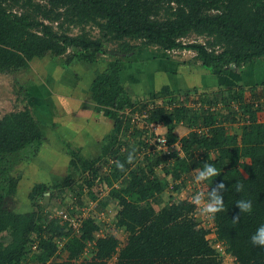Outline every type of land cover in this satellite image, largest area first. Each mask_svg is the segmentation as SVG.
I'll return each instance as SVG.
<instances>
[{"label":"trees","instance_id":"obj_1","mask_svg":"<svg viewBox=\"0 0 264 264\" xmlns=\"http://www.w3.org/2000/svg\"><path fill=\"white\" fill-rule=\"evenodd\" d=\"M5 1L0 0V72L14 74L16 78L18 72L29 69L33 58H41L49 51L59 58L63 67L105 57L106 66L95 72L89 89L96 102L95 110H102L111 118L113 128L105 135L97 157H84L78 149L66 144L70 159L64 179L34 183L26 194L31 208L19 211L7 203L18 192L19 164L37 154L44 138L29 108L0 117V232L8 231L7 242L0 241V264H44L56 251L53 235L66 237L63 251L69 260L79 255L87 241H92L93 258L98 262L114 255L116 264H222L217 259V249L206 237L207 229L195 227L188 217L192 204L185 200L172 201L155 210L150 200L161 202L159 194L163 185L158 177L149 178L143 169L139 173L131 172V178H120L122 187L109 192L118 199V223L127 232L126 242L120 247L111 234L94 237L98 225L89 217L82 222L79 234H71L57 218L47 219L46 212L41 214L40 199L47 191L53 193L52 190L70 186L79 176L89 183L83 172L95 174L98 171L95 162L100 158L115 154L125 169L129 167L126 156L132 151V143L124 136L131 122L123 109L131 106L132 110H147L149 119L162 122L170 141L177 138L173 132L177 123L191 128L180 138L183 156L169 152L151 161L144 156L147 165L149 161L151 167L166 163V173H171L173 180L180 179L190 169L203 168L206 163L214 165L220 175L205 181L208 190L221 181L226 186L224 210L215 215L216 238L223 242L224 250L235 257L237 264H264V248L253 246L250 241L252 234L264 224V121L257 120L258 106L253 107L252 102L243 99L244 84L238 81L211 91L163 84L143 93L135 104L133 91L121 79L122 60L139 54L138 44L129 41L135 39L144 48L158 46L160 49L154 52L144 49L156 56L170 57L165 51L174 48L194 50L198 61L187 60L188 64L214 74L242 71L258 63V59L264 58V0H49L55 3L54 7L63 8L64 14L82 21L105 19L101 26L125 40L120 49H108L99 39L58 33L31 14L8 9ZM162 1L174 4L170 19L152 17L154 4ZM34 5L46 18L53 12L52 7ZM191 30L206 32L214 41L209 45L183 42L182 36ZM258 85L264 86V80L248 89ZM180 96L194 97L204 109L198 111L180 103ZM217 103H221L224 112L211 109ZM243 113L247 117H242L240 134L228 133L225 123L239 121L238 115ZM195 119H201L199 125L207 130L194 128ZM121 144L125 146L123 151ZM14 169L19 171L13 174ZM113 170L114 173L105 176L106 180L112 175L117 179L124 172L116 166ZM238 183L243 185L240 192L236 191ZM183 184L182 178L174 184V189ZM241 199L251 200L253 210L241 215L239 223L233 225L232 218L239 212L236 201ZM98 203L101 209L103 203ZM32 234L38 238L34 250Z\"/></svg>","mask_w":264,"mask_h":264},{"label":"crops","instance_id":"obj_2","mask_svg":"<svg viewBox=\"0 0 264 264\" xmlns=\"http://www.w3.org/2000/svg\"><path fill=\"white\" fill-rule=\"evenodd\" d=\"M137 52L139 54L127 57L121 62V79L133 91L132 98L135 104L142 98L143 93L158 89L163 84H169L171 88L195 86L199 90L211 91L239 81L244 84L241 92L243 99L252 102L253 106H258L257 120L264 121V86L258 85L255 89H248L251 85L264 80V58L258 59V63L246 66L242 71L214 74L198 66L189 65L187 60L174 56L168 57L163 54L156 56L144 49ZM105 66L106 58L103 57L94 62L76 61L63 67L59 58L49 51L41 58H33L29 69L16 74L18 78L21 77L27 108L39 122L44 138L37 154L31 160L20 164L18 190H24L27 194L34 183L63 180L68 172L70 159L66 144L78 149L84 157L94 158L99 155L105 135L113 128V120L103 114L102 110H95L96 102L89 87L95 72L103 70ZM184 103L194 110L199 111L203 108L194 97ZM220 107L221 105L217 103L211 106V109L224 112L225 110L219 109ZM241 123L226 122V131L240 134ZM131 124L124 137L131 140V143L132 139L137 137L142 143L140 130ZM190 129L179 122L173 132L177 136L176 139L180 140ZM166 130V126L157 128L161 134H165ZM140 145L137 146L138 149ZM130 147L132 148V145ZM177 154L183 156V151ZM193 172L194 170H189L181 175L184 183L193 176ZM158 177L160 179L161 176ZM159 196L162 202L164 196L161 193ZM108 217L103 215L96 220L98 227L94 235L98 230L105 229L103 231L106 233L103 234L101 231V236L111 234L117 239L113 231L107 233Z\"/></svg>","mask_w":264,"mask_h":264},{"label":"rangeland","instance_id":"obj_3","mask_svg":"<svg viewBox=\"0 0 264 264\" xmlns=\"http://www.w3.org/2000/svg\"><path fill=\"white\" fill-rule=\"evenodd\" d=\"M34 4H38L43 8L52 7L53 12L51 13L50 17L46 18L40 12H37L35 10ZM53 5H55V3L52 4V2H49V0H29V1L27 0H6L5 1V6L8 9H15V11H19L20 13H23V14H27V13L31 14L34 17V19L43 20L46 23L50 24L51 28L58 33H67L72 36L79 35V36H84L88 38L99 39L103 42L104 45H106V48L108 49H120L122 47L121 45L124 44L125 40L123 38L117 37L114 32H110L106 28L101 26L105 22V19L96 18L95 20L90 19L87 21L85 20L82 21L77 16H71L70 14H64L62 12L63 8H60V7L57 8V7H54ZM154 6L155 8L152 9V17L154 19H157V20L170 19L173 16L172 11L174 9L172 6H174V4L171 5L167 3L166 1H162L159 3H155ZM55 13H57V15H55ZM181 39L185 43L194 41V42H205L207 45H209V42L211 43L212 41H214V38L210 36L208 33L206 32L199 33L198 31H194V30H191L187 32L186 34H184ZM129 41L136 42V44H138L139 46L138 49H147L151 52L158 51L160 49L158 46H155V45H149L148 47L144 48V46L141 45L142 44L141 41L136 40V39L129 40ZM168 54L170 56H174L175 58H179V59H184L188 61L190 60L192 62L198 61L195 51L191 49H187V48H174V51H171ZM20 78H18L17 76L15 78L14 74L0 72V117L3 116L7 112L18 111V110H22L28 107L24 100L26 95L23 93V86L21 87L22 83L20 81ZM254 106H257V105H254ZM245 116L247 117V115L244 113L239 114L238 115V118L240 119L239 121L242 122V117H245ZM200 120L201 119H197L196 120L197 125H194V128H196L197 130H201V129L203 130V127L199 125ZM162 126H165V125L161 123L159 126H157L154 129L155 132H158L157 128L162 127ZM167 132L168 130H166L165 134H161V132L159 133L161 135L168 136ZM132 141H133L131 144L132 150L134 148L136 150L135 151L136 153L140 150L137 148V146H139L141 142L137 140V137L134 140L132 139ZM164 153H167V152H164V151H161V153L157 151L151 152V155L149 156L150 161H151V158L153 159ZM169 160H170L169 161V165H170L172 160L171 159ZM159 163L162 164L161 168L154 169L155 166L154 167H151L150 165L147 166L150 174H153V175L157 174L158 176H161L160 180L163 185V190L161 194L164 196V199L162 198V202L160 204H157L153 200H150L153 203V206L156 211L160 210L163 206L168 205L172 201H179V200L187 201L186 198L188 199L189 197H192V195H194L195 193L199 191H204L203 188L205 189L208 188V184L205 181L202 184L194 183L193 176L195 172H193L192 173L193 176L189 178L190 180L188 179V181L187 180L185 181L182 188L174 189V184L180 183V180L182 179V177L180 176V179L173 180L171 177V173H166V170H165L166 163H163V162H159ZM19 167H20V164H19ZM195 169L197 168L190 169V170H195ZM12 171H13L12 173L14 174L19 170L14 169ZM112 171L114 173V170ZM139 172L140 171L138 170L137 173ZM127 174H129L128 177L131 178V173L126 172L125 176ZM117 179H120V177L118 176ZM117 179H115L112 175L109 180L108 179L106 180L108 184L112 185L109 192H111L113 189H116V188L120 189L122 187L119 185L120 183H118L117 186L114 185V183L117 182L116 181ZM52 191L53 193H51L50 191H47L44 197L43 198L41 197L40 199L41 204L43 205V209L41 212L42 215H45L44 214L45 212L46 213L51 212L53 214V213H56L58 209L67 208L68 203H71L72 201H75V202L77 201L79 204H84V203H89L90 200L95 199L92 196L93 194H91L90 192H84L78 187H76V190H75L72 185L71 186L68 185L63 189L57 188L56 190H52ZM171 194L173 197L169 196ZM180 197H183L184 199H180ZM99 201L103 203L102 208L108 207L110 209V212L108 211V214H107L109 216L107 220V224H109V226L106 227V230H107V233L110 231L114 232V235H116L117 240L119 242L118 246L120 247L126 242L127 232L124 229V226L118 223L117 214H118V208L120 206L118 199L117 197H113L111 194L108 193L107 195H105V197L101 198ZM7 203H8V206L16 210H19V211L27 210L29 207L31 208L30 204L28 203V198L24 190L22 191L18 190L14 198H10V200H8ZM98 205H100V203H98ZM193 213L194 212H190L188 217L192 218V220L195 222V227L198 228L199 226L198 221L201 222V220L204 217L201 216L200 214H197L196 216H194ZM89 218L96 219V216L93 215V217H89ZM94 222H96V220ZM211 222L213 224L216 223L215 217L212 218V220L209 219V221L206 222L205 226L207 228L211 227ZM58 223L60 224V222ZM99 226L103 227L102 224H99ZM216 226H217V223H216ZM103 230L105 229H102L101 230L102 232L98 230L97 233H95L94 237L101 236L100 232L103 234L106 233ZM7 236H8L7 230L0 232V241H2L3 243H6ZM93 251H94L93 242L87 241L85 243L83 250L79 253V255L76 258L69 260L67 254L63 250H56L54 254L50 257V259L47 260L44 264H116V257L114 255L112 257H108L103 262L96 261L93 258V255H94ZM221 252H226V253L223 255V253ZM227 252L228 251L226 250L219 251V254H217V257H218L217 259H219V261H222L224 264H237L235 260L234 261L231 260L230 255H226ZM32 253L33 251H31V254ZM34 255L35 254L33 253L32 256ZM29 264H31V262Z\"/></svg>","mask_w":264,"mask_h":264},{"label":"built area","instance_id":"obj_4","mask_svg":"<svg viewBox=\"0 0 264 264\" xmlns=\"http://www.w3.org/2000/svg\"><path fill=\"white\" fill-rule=\"evenodd\" d=\"M171 51H174V49L166 50L167 53ZM179 99L181 101L180 103H184L185 101H188L191 98L190 96H180ZM123 113L128 115L130 122L135 127L140 129L141 132L140 140L142 141V143L140 145V150L135 153L134 163L130 164L129 167L125 169V171L120 176V178L122 177L130 178L128 177L129 174L125 176L126 172L137 173L138 170L140 171V169H143L144 172H146V174L149 176V178L158 177L157 174L153 175L149 173V169L147 168L149 163L147 165V159H145L144 156L149 157L151 155V152H155V151L159 153H161V151L167 153L169 152L176 153L182 151L180 140L176 139L174 141H170L167 136L155 132L154 129L157 126H159L162 122L149 119V112L147 110H132L131 108H129V109H124ZM203 130L205 129L203 128ZM124 149L125 146L121 144L120 150L123 151ZM100 160L103 162H101ZM116 161H118V158L116 157L115 154L106 155L105 157L100 158L97 162H95V165L98 167V171H97L98 173L96 172L95 174H90L88 170H85L83 172V175H86V177H88V179L90 180L89 183L82 181L80 176L79 178L77 177L78 179L73 181L72 186L74 187L75 190L76 187H78L84 192H90L91 194L94 195L95 199L90 200L89 203H84V204H79L77 201L76 202L72 201L71 203H68L67 208L58 209L56 213L53 214L51 212L46 213L47 219L57 218V220L60 222V225H63L66 230L69 229L71 234H79L82 227V222L84 221L85 218L93 217V215H95L96 219H93V221H95L97 220V218L99 219L101 216L107 215L108 211L110 212V209L108 207L99 209L98 202L101 198L105 197V195H107L111 189L112 185L108 184V182L105 179V176L106 175L108 176L112 172L113 167L116 166L115 163ZM154 166H155L154 169H157V168H161L162 164L158 163L157 165ZM116 181L117 182H115L114 185L117 186L118 183H120V181L119 179ZM203 190L207 192L208 188L207 189L203 188ZM180 199H184V198L180 197ZM186 200L189 201L190 204H192L191 197H189L188 199L186 198ZM191 212H194L193 213L194 216L199 214L194 206ZM209 219L212 220V218L204 217L201 220V222L198 221L199 223L198 227H202L208 230L206 237L209 239L210 244L214 248L218 249L217 251L219 254V251L224 250L223 242L216 238V229H217L216 223L213 224L211 222V227L209 228L205 226L206 222L209 221ZM65 239L66 237L53 235L52 241L56 245V250L64 249ZM37 242H38L37 236L35 234H32L31 235L32 250L37 248ZM221 253H223L224 255L226 252H221ZM226 255H230L232 261L235 260V257L232 256L229 252H227ZM221 263L224 264L223 262Z\"/></svg>","mask_w":264,"mask_h":264},{"label":"clouds","instance_id":"obj_5","mask_svg":"<svg viewBox=\"0 0 264 264\" xmlns=\"http://www.w3.org/2000/svg\"><path fill=\"white\" fill-rule=\"evenodd\" d=\"M135 149L128 152L126 156V163L133 164L135 161ZM116 167L125 171V164L116 161ZM195 174L193 177L194 183L202 184L204 181L211 180L213 177L220 175L219 170L212 164H205L201 169H195ZM226 190L225 184L221 181L217 183L211 190L199 191L192 195L191 203L196 208L197 212L206 218H214L215 215L224 210V199L223 192ZM243 190L242 184H237L236 191L240 192ZM236 208L239 212L235 217L232 218L233 225H236L240 221L241 215L245 213H250L253 210V205L251 200H237ZM251 244L253 246H260L264 248V224H262L250 238Z\"/></svg>","mask_w":264,"mask_h":264}]
</instances>
